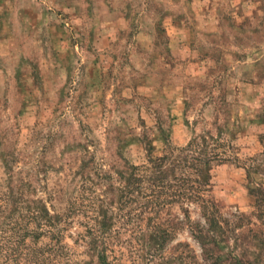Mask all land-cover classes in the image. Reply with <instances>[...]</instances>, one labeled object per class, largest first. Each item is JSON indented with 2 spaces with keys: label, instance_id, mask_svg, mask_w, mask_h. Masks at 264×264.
I'll return each instance as SVG.
<instances>
[{
  "label": "rangeland",
  "instance_id": "1",
  "mask_svg": "<svg viewBox=\"0 0 264 264\" xmlns=\"http://www.w3.org/2000/svg\"><path fill=\"white\" fill-rule=\"evenodd\" d=\"M0 264H264V0H0Z\"/></svg>",
  "mask_w": 264,
  "mask_h": 264
},
{
  "label": "trees",
  "instance_id": "2",
  "mask_svg": "<svg viewBox=\"0 0 264 264\" xmlns=\"http://www.w3.org/2000/svg\"><path fill=\"white\" fill-rule=\"evenodd\" d=\"M23 195H25V194H23ZM9 198V196L7 197V199ZM23 201H25V200H23ZM7 202V201H6ZM39 208H40V210H41V212H40V214L41 215H43V217L45 218V215H44V213H46V210H45V208L43 207H41V206H39ZM12 212V211H11ZM7 248L10 250V251H15V250H12V247L9 245V246H7ZM103 258V256H101V259ZM104 259V258H103Z\"/></svg>",
  "mask_w": 264,
  "mask_h": 264
}]
</instances>
